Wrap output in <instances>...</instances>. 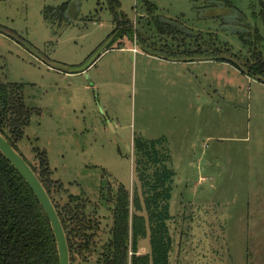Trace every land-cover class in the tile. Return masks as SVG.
Masks as SVG:
<instances>
[{"label":"rangeland","instance_id":"obj_1","mask_svg":"<svg viewBox=\"0 0 264 264\" xmlns=\"http://www.w3.org/2000/svg\"><path fill=\"white\" fill-rule=\"evenodd\" d=\"M65 2L61 26L45 21ZM118 3L133 36L113 31L110 0H0V81L34 109L18 153L30 165L44 153L59 209L68 196L85 204L93 261L119 186L142 203L133 141L164 138L169 264H264V77L252 65L264 60V0Z\"/></svg>","mask_w":264,"mask_h":264},{"label":"trees","instance_id":"obj_2","mask_svg":"<svg viewBox=\"0 0 264 264\" xmlns=\"http://www.w3.org/2000/svg\"><path fill=\"white\" fill-rule=\"evenodd\" d=\"M206 6L226 5L229 0H201ZM68 3L60 5L51 15L49 8L43 12L45 21L62 25ZM114 32L118 38L129 31L133 36L130 22L119 12L118 0H110ZM149 14H154V4L145 2ZM152 21L155 17H152ZM158 28H162L156 22ZM170 27V26H169ZM171 33L175 28L168 29ZM137 35V34H136ZM257 40H261L258 36ZM242 40L244 41L243 37ZM252 65L264 77V60L252 56ZM34 109L23 101L21 86L0 81V134L18 152L16 144L22 139L29 125ZM166 140L135 139L133 141L134 170L140 183L142 203L135 191L129 192L119 186L110 199L111 224L108 238L100 247V253L93 261L92 246H96V222L86 216L85 204L78 198L68 196L66 205H55L52 189L60 184L51 179L44 153L38 154L37 165H29L45 189L56 210L65 233L70 264H169L171 238L167 221L170 220L169 201L175 176L170 168L171 157ZM23 158V157H22ZM24 159V158H23ZM75 204V205H73ZM134 207V212L131 208ZM145 211L146 217L138 212ZM148 235L150 252L138 255V241ZM0 264H58V254L53 232L48 219L33 192L15 168L0 152Z\"/></svg>","mask_w":264,"mask_h":264},{"label":"water","instance_id":"obj_3","mask_svg":"<svg viewBox=\"0 0 264 264\" xmlns=\"http://www.w3.org/2000/svg\"><path fill=\"white\" fill-rule=\"evenodd\" d=\"M0 152L27 183L44 211L54 235L58 254V264H70V256L65 233L52 201L47 195L45 189L22 156L10 146L1 134Z\"/></svg>","mask_w":264,"mask_h":264},{"label":"crops","instance_id":"obj_4","mask_svg":"<svg viewBox=\"0 0 264 264\" xmlns=\"http://www.w3.org/2000/svg\"><path fill=\"white\" fill-rule=\"evenodd\" d=\"M166 61H167V60H166ZM169 63H171V62H169ZM171 64H172V65H175L176 63H171ZM188 94L191 95L190 92H189Z\"/></svg>","mask_w":264,"mask_h":264}]
</instances>
